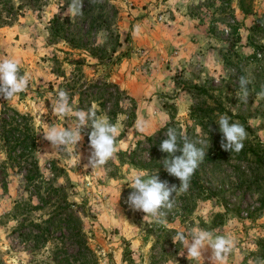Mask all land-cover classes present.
I'll return each instance as SVG.
<instances>
[{
    "label": "rangeland",
    "instance_id": "374dc122",
    "mask_svg": "<svg viewBox=\"0 0 264 264\" xmlns=\"http://www.w3.org/2000/svg\"><path fill=\"white\" fill-rule=\"evenodd\" d=\"M4 1L1 20L16 19L0 26V59H18L29 84L9 101L0 98V111L9 114L10 108L29 118L39 136L32 157L41 179L65 187L98 264H212L210 250L192 260L173 243L182 228L234 235L238 247L227 264L264 258V99L253 94L243 104L235 95L241 75L251 80L253 92L264 85V0H83L84 14L75 18L65 15L69 0H9L11 15ZM55 17L64 20L71 44L49 42ZM106 84L116 85L118 94ZM58 90L69 94V118L76 110L91 109L97 117L117 111L116 152L103 169L84 168L91 129L82 132L76 148L63 152L43 139L49 125L68 126L67 118L52 113ZM218 114L242 124L247 138L239 153L207 162L224 151ZM169 123L193 142L208 133L206 157L196 170L203 196L209 197L188 201L183 197L188 190L177 192L166 221L156 223L125 201L130 176L151 169L165 173L160 166L167 154L150 156L143 143ZM23 177L0 151V264L50 261L51 244L30 253L16 231L23 220L41 222L49 213L33 209L38 202ZM162 181L179 185L178 179Z\"/></svg>",
    "mask_w": 264,
    "mask_h": 264
},
{
    "label": "clouds",
    "instance_id": "9594fccd",
    "mask_svg": "<svg viewBox=\"0 0 264 264\" xmlns=\"http://www.w3.org/2000/svg\"><path fill=\"white\" fill-rule=\"evenodd\" d=\"M94 4L97 0H88ZM83 0H69L65 15L70 18L83 16ZM139 28L133 30V35L139 34ZM251 80L246 75L238 77V88L235 95L239 102L248 104L250 95L255 99H264V85L261 90L253 92L249 85ZM29 84V77L20 73V61L14 57L0 59V98L9 101L19 93L25 91ZM51 109L54 116L67 118V127H55L49 125L42 134L43 139L50 142L53 151L63 152L70 146L76 148L78 142L82 140V132L91 129L87 133L89 142V155L84 168L103 169L107 162L116 152L117 127L111 123L107 116L97 117L94 110H76L74 118H69V113L73 112L70 105V97L67 91L58 90L55 98L51 101ZM234 109V108H233ZM65 122V121H64ZM218 131L222 134L220 147L230 153H239L244 147V140L247 132L242 124L234 122L227 114H218L215 121ZM141 131L144 125L138 126ZM165 139L159 145V150L167 154L162 160L164 171L179 180V185H169L167 181L159 178V169H151L143 175L135 173L129 177L130 188L126 204L132 211H139L144 214L143 219L156 223L166 221L168 212L174 206V198L177 192H186L190 186V180L195 170L206 157L205 146H209V137L201 135V138L193 142L189 137L180 135L178 130L168 127L164 132ZM201 145V146H197ZM177 152L180 155H175ZM81 157L78 154V162ZM121 190V188H120ZM120 196V192H119ZM173 243H179L187 251V258L192 260L202 259V252L210 250V260L212 264H227L238 247V242L234 235H219L213 231L194 228L179 229L171 237ZM248 264H264V258L256 257L249 260Z\"/></svg>",
    "mask_w": 264,
    "mask_h": 264
},
{
    "label": "trees",
    "instance_id": "16d2710c",
    "mask_svg": "<svg viewBox=\"0 0 264 264\" xmlns=\"http://www.w3.org/2000/svg\"><path fill=\"white\" fill-rule=\"evenodd\" d=\"M7 2V3H6ZM9 0L4 1L8 15L13 10V6L9 5ZM22 6H18L20 10ZM15 17H10L1 20L0 26H9L15 21ZM67 30L64 20L55 17L49 23V42L56 43L58 40L71 42L67 38ZM72 49L78 47L71 45ZM94 53L90 52V55ZM114 93L118 94V88L114 84H106ZM112 95V94H111ZM6 111H0V151L4 150L10 163L15 164L21 171L24 172L25 189L31 196L37 199L38 205L33 209L44 210L49 209L47 218L41 222L23 220L18 228V237L26 246L25 249L33 254H36L47 244H51L49 259L46 264H98L95 253L90 248L87 237L83 231L82 219L79 216V211L70 204L67 200V192L62 185L54 186L51 182L44 183L41 179L40 172L36 161L32 157L35 150L36 142L39 136L32 130L29 124V118L21 115L16 110L6 108ZM117 111L111 110L107 113V117L115 125ZM168 127H172L169 123L164 129L157 134L145 139L143 144H147L150 151V156L160 154L159 145L166 137L162 135ZM141 145V143H140ZM242 151V150H241ZM245 154L251 150H244ZM135 154V153H134ZM166 154V153H165ZM230 152H218L212 157L207 158V162H212L217 159L229 155ZM149 156V157H150ZM133 163V162H132ZM145 164V163H144ZM141 167V166H140ZM142 168V167H141ZM163 169V165L160 166ZM164 170V169H163ZM161 180L177 179L169 176L166 172L159 176ZM198 170H195L190 180V187L183 197L186 200L200 198L205 193L201 185H198ZM132 191V189L127 192ZM205 197V196H203ZM207 195L203 199H207ZM193 204L189 208V212L193 209ZM58 232L60 238H54L53 234Z\"/></svg>",
    "mask_w": 264,
    "mask_h": 264
}]
</instances>
